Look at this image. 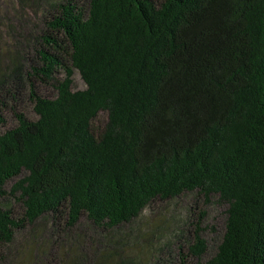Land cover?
Instances as JSON below:
<instances>
[{
    "label": "trees",
    "instance_id": "16d2710c",
    "mask_svg": "<svg viewBox=\"0 0 264 264\" xmlns=\"http://www.w3.org/2000/svg\"><path fill=\"white\" fill-rule=\"evenodd\" d=\"M2 6L0 198L18 192L23 212L0 206V264H134L107 235L155 199L195 191L228 204L222 241L202 260L199 228L165 264H264V0ZM75 69L86 88H73ZM47 217L46 241L15 247Z\"/></svg>",
    "mask_w": 264,
    "mask_h": 264
},
{
    "label": "rangeland",
    "instance_id": "374dc122",
    "mask_svg": "<svg viewBox=\"0 0 264 264\" xmlns=\"http://www.w3.org/2000/svg\"><path fill=\"white\" fill-rule=\"evenodd\" d=\"M85 3V0H78ZM5 12V7H1L0 13ZM41 13V11H40ZM31 17L38 20V15L30 11ZM42 15V13H41ZM19 49V47H18ZM20 58V57H19ZM63 78L62 72L58 75ZM73 88L84 89L87 84L83 80L80 72L75 69L73 75ZM39 93L44 96L55 97L58 93L54 84H39ZM22 109L31 118H36L34 103L30 101L29 95L23 97ZM108 121V112L102 111L93 121L95 131H101ZM17 120L12 112L7 113L6 127H11ZM22 176L15 177L7 183V190L12 189L13 184ZM20 195H8L5 199L0 198V206H11L15 212L22 215L23 204L19 199ZM228 204L213 196L208 200L199 192H185L170 199H155L142 213L129 223H125L113 230L107 237L115 238L113 246L121 248L122 258L131 260L134 264H165L166 260L177 261L181 247L194 244L195 235L199 228V233L207 240L208 248L201 257L206 260L214 255L218 245L222 241L226 230ZM50 218L42 220L39 225L18 238L15 247L22 248L30 241L33 246L36 242L46 241L50 229ZM27 236V237H26ZM26 237V238H24ZM92 242L107 243L105 236H94ZM92 256V245L86 243L82 254L84 261H90ZM50 259V255H46Z\"/></svg>",
    "mask_w": 264,
    "mask_h": 264
}]
</instances>
